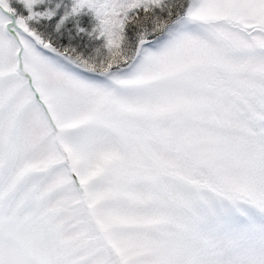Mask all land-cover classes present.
<instances>
[{"label":"snow or ice","instance_id":"snow-or-ice-1","mask_svg":"<svg viewBox=\"0 0 264 264\" xmlns=\"http://www.w3.org/2000/svg\"><path fill=\"white\" fill-rule=\"evenodd\" d=\"M0 264H264V0H0Z\"/></svg>","mask_w":264,"mask_h":264}]
</instances>
